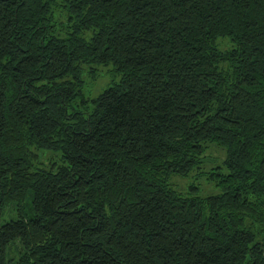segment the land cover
<instances>
[{
	"label": "trees",
	"instance_id": "obj_1",
	"mask_svg": "<svg viewBox=\"0 0 264 264\" xmlns=\"http://www.w3.org/2000/svg\"><path fill=\"white\" fill-rule=\"evenodd\" d=\"M10 207L0 264H264V0H0Z\"/></svg>",
	"mask_w": 264,
	"mask_h": 264
},
{
	"label": "rangeland",
	"instance_id": "obj_2",
	"mask_svg": "<svg viewBox=\"0 0 264 264\" xmlns=\"http://www.w3.org/2000/svg\"><path fill=\"white\" fill-rule=\"evenodd\" d=\"M108 67L105 66H100L97 67V69H99L98 74L100 75L101 73V77L98 78L97 80V85H94V83H90V81H88V79H85V86L84 88L88 89L89 87L90 89V93L95 94L96 92H98L102 86H104L107 83H110V81L116 79V77L112 76L109 74L108 72ZM88 87V88H87ZM205 156H210L206 162H208V164L204 167V170L206 168L209 167V165L214 162V161H219L222 157V152L219 149H216L215 147L211 146L206 152H205ZM214 157V159H213ZM196 171L192 172V175H195ZM177 187L180 188H184L185 184L192 181L194 183H196V185L198 186V193L200 195H206V194H214L217 192V188L215 186L212 185V183L207 179L206 175L201 174L199 176L194 177V180L188 176L186 178H179V177H173L171 180ZM16 216L15 211L12 207L4 209L3 212L0 215V222L5 221V220H9V219H13ZM10 256L14 257L16 256V251H15V246L13 247V249H11L10 252Z\"/></svg>",
	"mask_w": 264,
	"mask_h": 264
}]
</instances>
